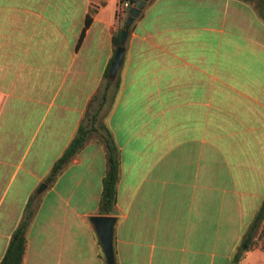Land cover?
I'll list each match as a JSON object with an SVG mask.
<instances>
[{
  "label": "crops",
  "instance_id": "1",
  "mask_svg": "<svg viewBox=\"0 0 264 264\" xmlns=\"http://www.w3.org/2000/svg\"><path fill=\"white\" fill-rule=\"evenodd\" d=\"M119 10L0 0V261L30 203L22 264H106L90 217L108 137L116 264H264L240 248L264 197V19L247 0H148L106 84Z\"/></svg>",
  "mask_w": 264,
  "mask_h": 264
},
{
  "label": "trees",
  "instance_id": "2",
  "mask_svg": "<svg viewBox=\"0 0 264 264\" xmlns=\"http://www.w3.org/2000/svg\"><path fill=\"white\" fill-rule=\"evenodd\" d=\"M126 1L128 2V6L125 7L124 3ZM134 1L135 0H120L119 16L122 20L123 28L125 26V19L129 15L130 7L134 3ZM247 1H251L254 4V7L264 19V0ZM90 21L91 16L88 14L85 17L84 25L81 29L77 45L80 44L85 30L90 24ZM120 33L121 31H118V33L113 36V43L116 46H118L119 44ZM109 66L104 72V79L106 81V84L110 82V79L108 77ZM115 85H118V83L115 82ZM87 133V129H85L82 125L79 126L77 133L75 134L69 145L65 148L62 155L52 166L46 178L47 182L53 181L58 172L61 170V168L79 151L86 139ZM104 142L107 154V168L102 180V190L99 200L98 212L101 215H113L115 213V204L117 196L116 185L118 180L119 159L117 149L113 141H110L108 137H106ZM29 207L30 203L27 204L23 218L20 220L16 229L12 233L7 250L2 260L0 261V264H22L23 254L26 247L25 232L28 219L31 216V210L29 209ZM240 248L243 251H248L254 248L264 250V197L261 200L257 210L255 211L251 221L249 222L247 228L245 229L242 235ZM241 256L242 253L237 254V256L234 258V263H237Z\"/></svg>",
  "mask_w": 264,
  "mask_h": 264
},
{
  "label": "water",
  "instance_id": "3",
  "mask_svg": "<svg viewBox=\"0 0 264 264\" xmlns=\"http://www.w3.org/2000/svg\"><path fill=\"white\" fill-rule=\"evenodd\" d=\"M148 0H135L129 10V15L126 18L125 26L121 30L119 44L115 50L113 59L110 62L108 77L113 80L121 65L125 47L124 43L128 34V28L133 23L134 19L139 15L141 9L145 6ZM43 187V185L41 186ZM114 215H93L90 221L93 224L96 234L99 238L103 255L106 264H115L114 248H113V230L116 223Z\"/></svg>",
  "mask_w": 264,
  "mask_h": 264
},
{
  "label": "built area",
  "instance_id": "4",
  "mask_svg": "<svg viewBox=\"0 0 264 264\" xmlns=\"http://www.w3.org/2000/svg\"><path fill=\"white\" fill-rule=\"evenodd\" d=\"M124 6H128V2L127 1L124 3Z\"/></svg>",
  "mask_w": 264,
  "mask_h": 264
}]
</instances>
